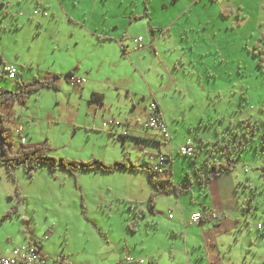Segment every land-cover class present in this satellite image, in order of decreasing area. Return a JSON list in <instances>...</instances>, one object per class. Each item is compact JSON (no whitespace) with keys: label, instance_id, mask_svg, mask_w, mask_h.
Returning a JSON list of instances; mask_svg holds the SVG:
<instances>
[{"label":"rangeland","instance_id":"rangeland-1","mask_svg":"<svg viewBox=\"0 0 264 264\" xmlns=\"http://www.w3.org/2000/svg\"><path fill=\"white\" fill-rule=\"evenodd\" d=\"M182 1L151 0L152 24L170 23L171 29L158 44L156 54H150L154 58L146 60L144 66L119 60L102 65L115 86H128L130 94L137 95L128 97L121 92L117 97L111 87L107 89L105 105L99 108L85 97L71 95L76 90L64 76L70 64L82 62V67H88L89 60L96 57L86 39L70 26L69 17L63 15L67 6L72 18L83 13L89 16L91 0H66V4L63 0H0V71L7 63L18 71L12 81L0 73V90L15 92L17 80H50L52 72L59 74L54 79L55 88L30 94L25 104L1 108L12 141L9 151L18 152V141L11 130L23 125L30 135L26 147H49L48 155L58 161L99 160L107 165L123 162L144 167L148 155L158 153L157 142L163 140L143 126L144 110L152 102L150 89L160 90L158 97L163 101L160 105L172 141V182L188 183V173L194 183L193 168L201 165L206 156L202 144L222 142L243 120H251L258 127L254 135L246 133L252 139L251 146L240 154L234 171L246 183L243 200L251 198L246 211L253 214L244 224L251 243L245 239V245L251 249L253 264H264V60L259 67L258 57L253 55L258 48L264 51V0ZM192 1L196 5L183 17L182 11ZM37 3L48 4V17L31 15ZM223 9L229 12L225 17L219 13ZM180 13L182 17L177 20ZM143 24H135L131 34L143 35ZM262 55L264 58V52ZM143 68L157 73L153 78L156 85L146 84L152 79ZM109 123L119 125L112 127ZM116 132H125L127 137ZM187 144L194 147L195 159L180 154ZM161 147L165 153L170 152L166 144ZM212 159L221 158L214 154ZM68 171L61 166L52 170L42 164L31 178L22 168H16L12 170L14 181L8 177L0 181V216L18 202L15 189L21 197L19 216L0 221V255L23 245L32 230L43 243L49 230L54 238L48 250L75 249L77 254L71 257L78 259L94 253L105 257L108 252L122 250L126 243L130 247L133 241L139 249L140 238L145 235L143 215L153 216L149 192L155 189L148 183L147 174L122 168L109 173ZM173 199L164 192L153 198L159 212L154 214V220L162 238L173 222L167 216ZM172 216L176 218V214ZM136 219L139 228L131 233L127 224ZM257 224L263 227L262 235L256 230ZM84 249L86 252H81Z\"/></svg>","mask_w":264,"mask_h":264},{"label":"crops","instance_id":"crops-1","mask_svg":"<svg viewBox=\"0 0 264 264\" xmlns=\"http://www.w3.org/2000/svg\"><path fill=\"white\" fill-rule=\"evenodd\" d=\"M58 1L60 3L62 2V0ZM173 1H177L176 3L183 2L182 0ZM63 3L66 4V0H63ZM150 3L148 5L147 16H143V0H91V6L89 8V10L91 9V14L88 16L86 13H83L79 18H72V13L66 6L63 15L69 17L68 20L71 23L70 26L77 34H81L82 37L86 39V42L90 45V49L96 54V57L89 60L88 67H82V62H76L70 64L68 68L64 70V76L71 72L73 75L85 79V83L83 85L79 87H72L74 88L73 90H76V92L71 95L85 97L87 102H89L92 93H100L103 95V102L101 104H95L96 107L99 108V105H102V107L105 105L109 96V94H107V89H110L111 87H114V91L117 92V97L121 96V92L126 93L128 97H130L131 94L137 95L136 93L130 94L128 86H115L114 83L110 81L108 73L102 71V65L106 63L111 65L115 61L119 60L129 62L130 65L133 66H144V62L146 60L154 58L151 55L156 54L158 44H161L160 42L165 38L168 31H170L171 24L169 23L165 26L152 24V13L149 8ZM192 3H194V5H192ZM195 5L196 2L192 1L189 4L190 7H187V9L182 11L183 17L187 16L189 11L192 12ZM47 6L48 4L42 5L39 3L36 5V7H42L43 10L40 11L45 12ZM96 13L99 16H96ZM219 13L225 17L229 12L228 10L223 9L220 10ZM46 14L47 15L44 16L39 13L35 17L46 18L49 16V13L46 12ZM182 15L180 13L177 20L180 19ZM236 16L237 19L240 18L239 13ZM140 22L145 23L143 25L146 30L143 32L144 36L141 35L135 37L136 34L133 32L131 34L130 31L135 24ZM137 38H141L143 44V48L139 50L136 49V44L134 43V40ZM6 65L10 64H3L0 73L3 74V68ZM155 66L158 65L155 64ZM74 69L76 71H74ZM142 71H144V74L146 71H149L146 74H148V76L152 79L147 82L145 81L146 84L149 85V82H151L156 85L153 78L154 76L156 77L157 73L153 70L151 71L149 68H143ZM51 74L59 76L57 72H52ZM102 74L104 76H102ZM144 74L142 75V78L144 77ZM123 77L125 78L126 75H123ZM143 80L145 79L143 78ZM160 92L162 91H151L150 89V93L152 95L151 100L156 101L161 113L163 114V108L160 105L163 101L158 97V93ZM144 95L145 94H142V96ZM113 98L115 99L116 97ZM111 103L112 102L109 104L110 107L112 106ZM145 113L146 108L144 110V117ZM17 114L21 115V117L23 116L22 112H17ZM26 119H28V128H30L31 117L28 116ZM117 125H119V123H117ZM117 125H114V123L111 124L112 127H116ZM17 127H21L23 130L22 135L26 139L24 143H21L20 139L14 134V130ZM11 131L12 135L16 137V140L20 143H16L15 150L19 151L21 146H28L26 144L29 141L30 135H28L23 125H15ZM29 131L30 129L28 132ZM116 133L123 135L124 138L127 137L125 132ZM170 142L172 143L171 140ZM157 143L158 153H163L165 155L172 154L171 147L169 148L168 145L166 146L169 148L170 152L165 153L163 151L161 147L162 145H165L163 140L161 143ZM200 144H202V142H200ZM202 148L206 151L207 145L202 144ZM194 150L195 149L193 147L192 152ZM171 165L172 159L167 169V178L172 184H174L172 182L173 175ZM1 169L3 171H0V181H2L3 178L7 179L8 177L5 168L0 166V170ZM246 179H248V177H246ZM190 184L188 192L181 193L179 196L168 194V196L174 198V202L172 203L171 201L169 204L170 208L167 212L169 220L172 219L173 222L170 223V225L168 224L165 230L166 233H163L165 236L162 235L163 238L158 235L157 231L159 226L157 225V221L154 220L156 219L154 214L159 213L157 210V203L155 202L153 205V216L146 217L143 215L146 219L144 229L145 235L140 238L139 249L136 248L137 244L133 241L132 243H129L130 247H128V243H126L122 250H118V252H108L105 257H100L94 253L89 255L86 254L89 257L85 255V257L82 258L80 256L78 259L71 257L72 254H77L75 249L67 251L66 247H63L62 249L55 251L48 250V244L54 238V234L49 233V230H46L45 232V234L47 233L46 242L43 243V241L40 240L41 236L35 234L32 230L30 237H28L29 239L26 240L20 247L35 242L39 243L41 255L45 259L44 264H136L128 263L126 261L127 257H131L133 259H143L146 264H179V262L180 264H253L254 260L251 259V249L246 248L245 245V239H249V242L251 243V238L250 233H246L244 231V224H248V218L253 214V212L247 213L246 209L248 208L244 205V203H246V205L250 207L251 201V198L248 200L246 199L247 202L246 200H243V196L246 191L244 177L242 175H238L233 170L230 173L222 174L213 178L205 189H200L195 182ZM151 195L152 192L150 191L149 198ZM209 209L216 210L219 213L220 216L218 221H207L203 225L188 223V219L193 213H203ZM172 213L176 214V218L175 216H172ZM15 216H19V214ZM131 222L134 223V230H128L131 233H135L139 228V221L136 219ZM257 231L258 233H261L263 230L261 229ZM262 234L263 233H261V235ZM131 245L134 247H131ZM66 246H68V243ZM81 252L86 251L84 249ZM189 252L192 253V257L189 256ZM179 257H181V259H179Z\"/></svg>","mask_w":264,"mask_h":264},{"label":"trees","instance_id":"trees-1","mask_svg":"<svg viewBox=\"0 0 264 264\" xmlns=\"http://www.w3.org/2000/svg\"><path fill=\"white\" fill-rule=\"evenodd\" d=\"M150 0H143V16L148 15V5ZM223 13V12H222ZM262 48H258L254 56L258 57V65L262 67L264 58ZM2 74V73H1ZM72 73L69 72L65 75L66 79ZM2 76H6L3 72ZM57 78V75H54L50 80H40L38 78H33L32 81L23 82L20 80L16 81L15 92L9 90H0V166L4 167L8 177L14 181L12 170L16 168H22L27 177L31 178L33 173L39 168L42 164H48L52 170L61 166L65 170H69L71 174H74L76 170H100L101 172H114L118 168L129 169L132 171H143L147 174L148 183L155 189V192L152 193L150 197L151 202V213L154 205L153 198L159 192H164L165 194H173L179 196L181 193L189 191V185H191V179L188 173L185 174V178L188 183L183 185H174L168 179L159 180L154 177V174L151 168L146 166H140L133 163H123L117 162L113 165L104 164L99 160H92L90 162H75L61 160L58 161L48 155L49 147L38 145L34 147L22 146L20 150L16 153H10L9 149L11 148L12 141L9 139V130L5 124L6 116L1 112L2 107L13 105L15 103L25 104L30 94L39 91L42 88H55L54 79ZM89 102L101 104L103 102V95L100 93H92ZM243 124L239 126L236 130H230L225 136V140L222 142H205L207 145L206 156L202 161V164L195 166L193 168L194 173V182L199 186L200 189H205L208 183L215 177L232 172L237 164V160L240 157V154L246 151L251 146L252 139L248 136V132L251 131V134H255V129L258 125L252 123L251 120H243ZM247 125L248 129H243ZM256 127V128H255ZM254 129V130H253ZM264 135V133H262ZM264 141V139H263ZM264 146V142H262ZM191 152L188 154L192 159L196 158V152L193 154ZM216 154L221 158L220 160L212 159L213 155ZM182 155V154H181ZM172 159V155H171ZM194 160H192L193 162ZM16 197L18 202L4 212L0 221H6L11 219L14 215H18L19 202L21 197L18 194V190L15 189ZM247 208H249L247 206ZM127 227L130 231L134 230V223L130 222L127 224ZM38 247H40L39 243Z\"/></svg>","mask_w":264,"mask_h":264},{"label":"built area","instance_id":"built-area-1","mask_svg":"<svg viewBox=\"0 0 264 264\" xmlns=\"http://www.w3.org/2000/svg\"><path fill=\"white\" fill-rule=\"evenodd\" d=\"M42 7H36L32 10V15L36 16L39 13L46 16L45 11ZM23 15V14H19ZM134 43L136 44V49H142V39L137 38L134 40ZM3 72L5 73L6 77L9 80H14L17 75V69L14 65H6L3 68ZM67 82L71 87H79L85 83V79L82 77H77L73 74H71L69 77H67ZM111 124V123H110ZM107 124L104 123L103 126L105 127ZM143 126L145 129H148L154 133L159 134L163 142L171 147L170 142V134L167 127V124L165 122V119L163 117V114L161 113L158 104L156 101H152L149 106L146 108L145 113V120L143 122ZM23 130L21 127H17L14 130V134L20 139L21 143L25 142V137L22 135ZM191 152L190 144H187V146L180 151V154L182 155H188ZM148 163L147 165L151 168L154 177L159 180L168 179L167 178V169L169 167V164L171 163V154L165 155L163 153H157L156 155L149 154L147 157ZM169 180V179H168ZM170 181V180H169ZM219 213L216 210H206L203 213L196 212L193 213L190 218L188 219V223L194 224V225H203L207 221L216 222L219 219ZM263 227L258 224L257 230H261ZM126 261L128 263H136V264H146V262L143 259H133L131 257H127ZM44 264L45 259L41 255L40 249L38 247V244L32 243L28 244L22 247H15L9 251H6L4 255H0V264Z\"/></svg>","mask_w":264,"mask_h":264}]
</instances>
